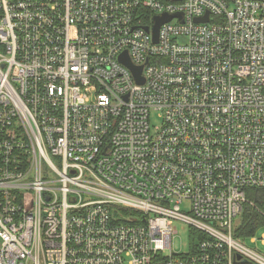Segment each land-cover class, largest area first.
Segmentation results:
<instances>
[{"label":"built area","instance_id":"2783aa9c","mask_svg":"<svg viewBox=\"0 0 264 264\" xmlns=\"http://www.w3.org/2000/svg\"><path fill=\"white\" fill-rule=\"evenodd\" d=\"M248 188L264 0H0V264H264Z\"/></svg>","mask_w":264,"mask_h":264},{"label":"rangeland","instance_id":"374dc122","mask_svg":"<svg viewBox=\"0 0 264 264\" xmlns=\"http://www.w3.org/2000/svg\"><path fill=\"white\" fill-rule=\"evenodd\" d=\"M150 123L152 126H158L159 122L155 118L154 114L150 116ZM174 229L176 233L172 239V248L175 251H180L182 253H186L188 251L189 245V228L182 222H174ZM262 230V229H260ZM260 231L258 232V234ZM246 245L250 246L251 244L248 241L245 242Z\"/></svg>","mask_w":264,"mask_h":264},{"label":"trees","instance_id":"16d2710c","mask_svg":"<svg viewBox=\"0 0 264 264\" xmlns=\"http://www.w3.org/2000/svg\"><path fill=\"white\" fill-rule=\"evenodd\" d=\"M262 191L263 190H257V189L248 188V189H246V194H247L248 197L254 198L258 202L259 206H261L264 209V192H262ZM247 216L248 215H244V217H243L244 221L246 220ZM245 223H246V226H244V229H243V231H245V232H243V233L249 235L253 231L252 227L250 226L251 223H250V221L248 223L247 222H245Z\"/></svg>","mask_w":264,"mask_h":264},{"label":"water","instance_id":"95a60500","mask_svg":"<svg viewBox=\"0 0 264 264\" xmlns=\"http://www.w3.org/2000/svg\"><path fill=\"white\" fill-rule=\"evenodd\" d=\"M172 16H167V15H164V16H161V17H155V22H154V25H153V28H152V30H153V34H154V38H155V40H156V37H157V31H158V27H159V25L162 23V22H164V21H168L170 18H171ZM206 21L207 20V14L203 17V18H198V19H195V21ZM145 29L147 30V27H145ZM122 60L125 62V63H127V65L128 66H130L131 67V65H130V62H129V60L128 59H124L123 57H122ZM134 70V72H135V75H136V77L138 78V74H139V71H140V67L139 68H134L133 69ZM139 80V79H138Z\"/></svg>","mask_w":264,"mask_h":264}]
</instances>
